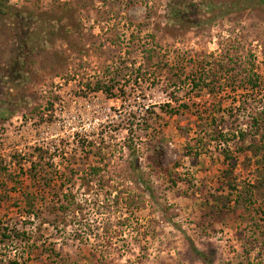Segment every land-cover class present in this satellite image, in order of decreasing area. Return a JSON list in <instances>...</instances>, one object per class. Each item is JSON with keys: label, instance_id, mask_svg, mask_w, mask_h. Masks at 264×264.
Here are the masks:
<instances>
[{"label": "rangeland", "instance_id": "rangeland-1", "mask_svg": "<svg viewBox=\"0 0 264 264\" xmlns=\"http://www.w3.org/2000/svg\"><path fill=\"white\" fill-rule=\"evenodd\" d=\"M260 1L0 0V264H264Z\"/></svg>", "mask_w": 264, "mask_h": 264}, {"label": "trees", "instance_id": "trees-1", "mask_svg": "<svg viewBox=\"0 0 264 264\" xmlns=\"http://www.w3.org/2000/svg\"><path fill=\"white\" fill-rule=\"evenodd\" d=\"M260 6L264 7V0L260 1L258 3ZM0 8H3V5L0 4ZM171 14L174 17V19L176 20H181L184 17V13L181 11V9L178 10L173 8L171 10ZM204 81V79L200 76L199 81L201 82ZM196 84V80L194 81ZM197 86V85H196ZM96 91H100L103 92L105 94H111V89H109V87H106L100 83L97 84V86L95 87ZM254 123L252 125V128L256 130V132H260L262 130L261 124H264V118L262 117H256L253 119ZM222 137V135H220ZM241 139L245 140V134L241 133ZM229 141L225 142V149L223 150V156L225 157V160L228 162L230 160L233 159V154L231 153V149L229 147L228 144ZM253 150H256V155H258L261 150L259 149V147H251L246 149L241 147L240 149H238L239 154H247L248 152H251ZM38 167V163L33 162L31 163V169L28 171V173L26 174V179L28 178L29 180H31L35 186L38 185V187L35 188V191H32L27 194L24 195L23 200L21 201V206H23V208H25L24 210V214H25V218L28 219V221L25 222V225L31 224L33 225L35 220L40 218V207H39V200L40 198H42L41 192H43V189L45 190L46 187L52 188V184L53 182L56 181V176L54 177L53 175H42L41 170L37 169ZM0 180H4L5 176L7 178L8 174L9 177L12 175V173H10V170L6 167H0ZM98 169H94V172L96 173ZM2 172V173H1ZM38 188H40L41 190H39L38 192ZM8 194V193H6ZM9 195V194H8ZM73 204H77L76 203V197L72 194H69L66 196L65 201H62L61 206L59 207L62 212H67L71 210L72 205ZM28 222V223H27ZM8 230V229H7ZM8 232V231H7ZM10 235H8V233H4L1 236L7 240H10V242L12 244H17V245H22L26 242L29 241V237H32L30 232L28 231L27 227H15L14 229H11V231L9 232ZM15 240V241H14ZM28 240V241H27ZM13 264H19L16 261L13 262Z\"/></svg>", "mask_w": 264, "mask_h": 264}]
</instances>
